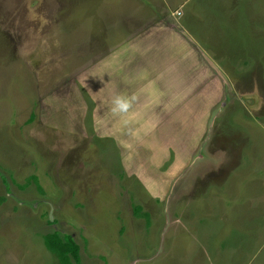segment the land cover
Listing matches in <instances>:
<instances>
[{
	"label": "rangeland",
	"instance_id": "374dc122",
	"mask_svg": "<svg viewBox=\"0 0 264 264\" xmlns=\"http://www.w3.org/2000/svg\"><path fill=\"white\" fill-rule=\"evenodd\" d=\"M54 230L81 264H264V0H0V264H58Z\"/></svg>",
	"mask_w": 264,
	"mask_h": 264
},
{
	"label": "crops",
	"instance_id": "0c3cea01",
	"mask_svg": "<svg viewBox=\"0 0 264 264\" xmlns=\"http://www.w3.org/2000/svg\"><path fill=\"white\" fill-rule=\"evenodd\" d=\"M190 53L193 55V56H195L194 55V53H196V54H198L199 53V49H197V48H194L193 49V47L191 48V50H190ZM201 53V52H200ZM203 55H207V54H203ZM195 58V63L194 64H192V57H190L189 58V61H186V60H184V63H183V65H181V68L182 69H184V70H186L187 72L189 71L191 74H192V78H194L193 77V75H196V76H199V74H201V73H203V72H199L198 74H197V70H196V68L194 67L195 66V64H197L198 63V58L197 57H194ZM209 61H212V60H209ZM213 62V61H212ZM205 63V62H204ZM205 66H207L206 65V63H205ZM204 68V67H203ZM181 75H182V73H181ZM180 75V76H181ZM187 75V74H186ZM186 75H185V77H186ZM186 78H188V77H186ZM195 79V78H194ZM201 87V92L200 93H202V97H207L208 96V94H207V87H208V84H203L202 86H200ZM126 92H128V91H126ZM194 92V91H193ZM117 95H128L127 93H121V92H116V96ZM143 95H146V94H143ZM159 96H162V95H159ZM209 97V96H208ZM176 99H180V97H175V100ZM163 100V98H159V101H162ZM175 101V104L177 103V102H182V100L180 99L179 101ZM186 102H188V103H191V102H196V97H190V98H188V99H186ZM166 103V101L164 100L163 101V104H165ZM174 104V107H173V109H172V117H177L178 116V118H180L181 117V115H182V110H180L179 108H178V106L177 105H175ZM192 104H195V103H192ZM192 104H191V108H192ZM141 106V105H140ZM177 108L179 109V111H178V114H175V112L177 111ZM138 110L139 111H137V109H135L134 107L133 108H130L129 110H128V112L127 113H123V114H120V119L121 120H123V121H126L127 120V122H126V125L124 126V128H125V133L126 134H129V133H131V131L132 130H134L135 128H137V126H138V124H139V121H140V119H143L144 121L145 120H149V122L147 123V122H145V123H142L143 125H145V127L144 128H146V129H151V131H152V129H155V128H158L159 127V122L157 121V120H154L153 118H155L154 116H153V111H148V112H146L144 109H140V107L138 106ZM175 112H174V111ZM156 112H157V116L158 117H160V114H159V110H156ZM183 113H185V112H183ZM114 115H115V113H114ZM114 115H113V120H114ZM167 115V112L165 111V110H163V117H167L166 116ZM156 116V117H157ZM128 120H130V121H128ZM187 120V119H186ZM125 123V122H124ZM117 131H119L118 133L119 134H121V133H123V131H120V130H117ZM148 132H149V130H148ZM185 134H187L186 133V131L185 130H181V131H178V132H175V134L174 135H178V136H182V135H185ZM181 144V143H180ZM182 146H183V144H181ZM174 149H175V151L176 152H181V149L179 148H177L176 146L174 147ZM200 155V157L201 158H203L204 157V155H203V153L202 154H199ZM199 155L197 156V157H199ZM190 152L189 153H187V151L183 154V156H182V154L180 153V154H178L176 157H175V164H174V167H177L178 166V161L180 162V165L181 166H185V165H187V164H189V163H191V161H189V158H190ZM187 157H189V158H187ZM184 161V162H183ZM187 162V163H186ZM187 167V166H186ZM185 167V168H186ZM188 167H189V165H188ZM184 168V169H185ZM168 171V170H167ZM181 172V171H180ZM176 173H177V171H174V175H176ZM181 174L182 173H180L179 175H177V177H179V176H181ZM169 178H171V174H167L166 172L164 173V174H162L161 176H159V178L156 180V182L157 183H159V185L162 183V182H166ZM158 188H160V187H158ZM158 190V189H157Z\"/></svg>",
	"mask_w": 264,
	"mask_h": 264
},
{
	"label": "trees",
	"instance_id": "16d2710c",
	"mask_svg": "<svg viewBox=\"0 0 264 264\" xmlns=\"http://www.w3.org/2000/svg\"><path fill=\"white\" fill-rule=\"evenodd\" d=\"M139 209L140 206L137 205L135 211ZM143 213L146 214V212ZM43 241L46 248L57 256L58 264H81L79 245L71 234H60L57 230H54L43 234Z\"/></svg>",
	"mask_w": 264,
	"mask_h": 264
},
{
	"label": "clouds",
	"instance_id": "9594fccd",
	"mask_svg": "<svg viewBox=\"0 0 264 264\" xmlns=\"http://www.w3.org/2000/svg\"><path fill=\"white\" fill-rule=\"evenodd\" d=\"M134 100H135L134 96L129 97L126 95H117L112 101L113 113H115V114L127 113L128 110L131 108Z\"/></svg>",
	"mask_w": 264,
	"mask_h": 264
}]
</instances>
